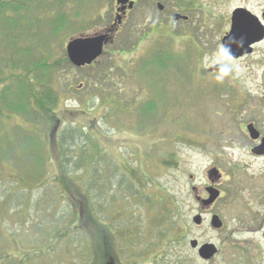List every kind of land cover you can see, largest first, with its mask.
<instances>
[{
  "label": "rangeland",
  "instance_id": "rangeland-1",
  "mask_svg": "<svg viewBox=\"0 0 264 264\" xmlns=\"http://www.w3.org/2000/svg\"><path fill=\"white\" fill-rule=\"evenodd\" d=\"M155 1L164 5V12L151 2L140 3L98 62L91 68L81 69L65 61L67 44L79 36L109 33L106 28L114 18V0H18L21 11L0 13V81L17 74L18 70L12 66L22 69L27 63L39 62L57 65L49 81L58 95L56 132L75 129L77 134L83 133L82 138L75 140L79 146L90 144L96 138L112 158L110 165L100 168L104 170L102 173H95L101 190L94 194L100 203H112L107 218L113 212L116 217V212L121 215L123 209H130L134 218L152 221L157 227L153 229L155 235L161 228L168 229L169 222L158 224L153 222V216H160L164 208L167 212L175 210L176 220L169 219L173 228L170 237H175L181 229L183 241L170 244L171 264L178 259L186 264H264L263 235L245 233L237 220L249 200L257 211H263L259 204L261 195L258 198L252 187L254 176L259 180L264 171V159L254 160L239 147L234 157L236 165L242 166L230 169L232 152L225 144L233 138L227 133V125L231 110L240 106L242 98L221 99L214 95V73L209 71L214 66V21L217 20L214 11L225 16L223 12L238 1L227 7L220 5V0ZM174 14L186 16L189 21L176 22L172 19ZM59 18H65L67 25L54 36L53 25ZM15 82L0 83V96L8 84L12 88L11 97H16ZM256 84L255 78L246 79L245 87L256 90ZM150 100L155 103L156 111H147L144 115L146 110L140 109L147 108ZM2 109L5 114H0V146H3L0 150V252L12 257L0 264H24L31 257L29 264H99L96 257H88L91 242L81 228L74 234L65 231L72 213L70 208L66 211L64 200L52 185L56 179L29 193L22 187L16 188L12 175L25 168L27 172L29 168H14V149L22 146L25 151L26 142L21 136L27 128L35 132L36 142L44 139L45 130L42 123L35 127L13 115L14 112L8 114V109ZM250 109L243 105L237 113L244 114ZM139 126L143 130L149 128L150 132L137 133L134 129ZM128 127H133L132 134L126 131ZM155 144L160 146L154 150ZM239 144L244 145L241 140ZM147 152L155 159L141 167L137 164L138 155L146 157ZM74 154L71 150L67 152L69 157ZM16 156L24 165L32 153L25 151ZM128 159L139 166L140 180L135 183L127 180V184L123 170H117L112 163L117 165ZM216 166L225 173L229 169L228 182L221 185L225 196L210 211L223 222L222 230L218 231L211 228L210 214L203 215V207L197 201V197L206 196L209 172ZM111 182L113 191L118 193L117 204L113 201L115 196L110 195L111 189H107ZM64 185L68 195L74 198L71 200L78 199L82 206L83 200L76 189ZM77 211L80 220L76 223L85 228L83 215ZM198 215L204 219L200 226L193 223ZM119 222L122 223L117 219L116 223ZM192 240L199 246L213 244L219 254L210 261L202 260L198 251L192 249ZM257 250L260 254L256 259Z\"/></svg>",
  "mask_w": 264,
  "mask_h": 264
},
{
  "label": "trees",
  "instance_id": "trees-1",
  "mask_svg": "<svg viewBox=\"0 0 264 264\" xmlns=\"http://www.w3.org/2000/svg\"><path fill=\"white\" fill-rule=\"evenodd\" d=\"M21 10L22 4H20L18 0H0V13L6 11L18 12ZM66 25L67 20L65 18H59L58 23L53 25L52 34L54 36L57 35L58 31H60ZM67 60L68 58H65L66 62ZM68 64H71L69 60ZM12 69L18 70L17 74L12 73L9 75L10 77L8 76V78H4L2 81H0V83L3 81H16L14 84L17 85V96H14L13 98L11 97L10 93L12 88L7 84L5 86V90L0 96V114L3 116L5 113L3 112L2 108H6L9 111L8 114L14 112L13 115H17L21 120L24 119L26 122L29 121L28 123L35 125V127L40 126L36 124L42 123L45 130L44 139L42 141L36 142L34 137L35 132L32 131L33 129L27 128V130H25L26 133H23L21 136V138H24L26 142V153H32V158L28 160V163L24 162V165H22V163H20V158H17L18 156H16L19 153H25L22 146L18 148L16 147L14 149L16 154L14 156L15 160H12V162L15 164L14 168H21V166L22 168L28 166L29 168L27 172V168H25L17 175H12V177H15L17 183L16 188L22 187L26 189L25 191L27 193H29V191H32L34 188L49 185L52 178L56 179L57 181H55V184L53 182L52 185L57 187L59 196L64 200V204L66 205V211H69L70 208L72 213L70 222L65 226V231H69L70 234H74L78 228H81V230H83L89 236L88 238L91 242L88 257H96L95 260H98L99 264H116V242L115 235L114 233H111V229L115 228L117 219H120L122 223H124L126 219L129 220V216L130 218L135 216H133L134 213L130 209H123V214L120 215L116 212L115 217L113 212L111 215L114 216L108 215L109 218H107V210L112 206V203L105 202L102 204L98 200L96 193L94 194V191L100 193L101 190L99 188L100 185H97L98 183L95 179V173H102L104 170L102 168L100 171V168L102 166L110 165L112 158L109 156L107 151L104 150L102 144L96 138H93L90 144L86 142V144L83 143V146H79L78 142L75 140H77V137L82 138L84 135L83 133L77 134V130L75 129H61L60 132H56L57 125L55 126L54 124L55 122H57V124L59 122L57 117L59 113L57 111L58 95L56 94L54 88H52L50 85L49 81H52V76L57 71V65L46 62L31 63L30 65L27 63L25 68L18 69L16 66H12ZM132 74L133 73L131 72V77H134ZM140 110L143 112L146 110L144 113L141 112V114L143 113L144 115L148 113L147 111H156L155 103L150 100L147 103V108H141ZM152 126H154V124H152ZM132 130L133 127H128V129H126V131L130 134H132ZM134 130L137 133L143 135L147 132H150L149 128L143 130V128L141 129V126ZM47 138L51 139V145L48 144ZM72 140L74 141L73 144H71ZM158 146L160 145L155 144L153 147L154 150L159 148ZM0 150H3V146H0ZM70 150L75 152L73 157H69V155H67V152ZM141 150L140 153L143 154L144 151ZM165 158L163 161H166L168 156ZM154 159L155 156L147 152L146 157L138 155L139 162L137 161V164L143 167L144 163H151L154 161ZM118 163L120 165H116V163H112V165L116 166L117 170H123L127 184V180H130L132 183H135L136 180H140L137 171L139 166H136L130 162L129 159L125 163ZM55 168L57 170L56 172H54ZM24 173L25 176H23ZM90 174L91 177L89 176ZM100 179H102V181H106L101 176ZM64 184L72 185L76 189V193L80 195L81 199L83 200L81 201L82 206H80L78 199H75L76 201L71 200V198H74L68 195L66 186ZM122 187L125 191L129 192L127 187L124 185H122ZM113 188L115 187L111 182L107 189H111L110 195L115 196L113 201L116 200L117 204L119 202V199L117 198L118 193L113 191ZM104 189V192L107 195L109 191L106 189V186ZM104 192H102L101 195H103ZM0 198L2 199V197ZM127 200L128 199H126V201ZM7 204L8 203L6 201L5 205L7 206ZM77 209L80 210L81 214L83 215L84 223L86 224L85 228L76 223L78 220H80ZM174 211L175 210L171 209L167 212V210L164 208L160 216H153V222H160V224H164L163 222H166L165 224H167V222H169L168 226L171 228H166V235L170 244L174 242L180 243L183 241L181 236V232L183 230L181 229L176 233L175 237L172 235L170 237L173 228L169 219L174 218ZM158 217L159 219H157ZM107 220L109 221L108 223ZM151 222L152 221H149V223ZM151 225L154 229H157L154 224L151 223ZM10 257H12L11 254H3L0 252V262ZM31 259L32 257L30 260H26L28 263L25 261L26 263L24 262V264H29L30 261H32ZM174 264L186 263L183 261L180 262L178 259Z\"/></svg>",
  "mask_w": 264,
  "mask_h": 264
},
{
  "label": "flooded vegetation",
  "instance_id": "flooded-vegetation-1",
  "mask_svg": "<svg viewBox=\"0 0 264 264\" xmlns=\"http://www.w3.org/2000/svg\"><path fill=\"white\" fill-rule=\"evenodd\" d=\"M145 1L156 4L160 12L165 11L164 5L159 4L155 0H131L133 3L132 8H129V3L125 6L118 5L117 1L114 0L115 13L113 21L106 28L107 31L111 32L109 33L110 40L105 46V49L111 43L112 38L117 37L122 32L130 14L138 8L140 3ZM220 1V5L227 7L235 0ZM236 1H238V4L230 7L225 12L221 11L224 14L226 13L225 16L214 11L215 18L217 19L214 21V72H212V74L214 73V95L221 99L228 98L235 100L236 98H242L240 106L231 110L227 125V133L229 136L232 134L231 136L233 138L231 142L225 144L226 149L232 152L230 154V169H238L242 166L241 164L236 165L234 157V153L239 147H243V150L254 160L264 159V0ZM158 5H162L163 9L160 10ZM123 7L126 8L125 11L118 12V9H122ZM236 12L239 13V17L235 19L234 27V16ZM118 17L122 18L121 24L117 21ZM188 21L183 22L187 23ZM233 29L239 33L232 35L234 33ZM226 39L229 40V46L234 47L231 49V61L239 68L238 72L240 75L235 69L227 75L224 73V69L229 67V64L220 56V50L224 47V41ZM250 78L256 79L258 89H246V79ZM243 105L247 106V109H251L247 113L245 111L244 114L237 113ZM240 140L244 145L239 144ZM214 169L219 173L212 179H208L210 186L207 188L213 187L220 191V197L211 207H201L202 214H210L211 217L214 214L210 213V211L225 196L221 185L228 182L226 181V176L229 172V169L226 173L223 172V168L221 169L220 166H216ZM253 180L255 183L252 188L255 194H259L258 198L261 195L259 198L261 202L259 204L263 211H257L253 206V202L249 200V202L245 203L247 205L244 207L243 214L237 217V220H239L242 228H244L245 233L251 236L262 234L263 239H260L264 240V171L260 174L259 180L256 178V175ZM208 197L206 193V196L198 198L205 200ZM120 223H116L113 229L116 242V264H171L169 261L171 252L170 242L166 235V228H161V231L155 236L153 234L154 228L148 219L130 218L129 216V220L126 219L124 223ZM247 248L248 250L251 249L250 242L247 243ZM218 254L219 250L217 249V254L214 258ZM257 254H260L259 250L254 255L256 259ZM250 256V262H252L253 256Z\"/></svg>",
  "mask_w": 264,
  "mask_h": 264
},
{
  "label": "water",
  "instance_id": "water-1",
  "mask_svg": "<svg viewBox=\"0 0 264 264\" xmlns=\"http://www.w3.org/2000/svg\"><path fill=\"white\" fill-rule=\"evenodd\" d=\"M118 5H126L130 4L129 8L133 7V3L131 0H116ZM160 10L163 9L162 5H158ZM125 7L122 9H118V12H124ZM239 17V13L236 12L234 16V27H235V19ZM174 21L178 22L180 20L188 21V17L181 16L180 14H176L172 18ZM119 24L122 23V18L118 17ZM232 35H236L239 32H235ZM109 33L111 31H108ZM109 33L107 34H98L90 37H78L71 39L66 47L67 58L69 62L75 66L76 68H85L90 67L96 61H98L104 54V48L110 40ZM229 40L226 39L224 41V47H229L230 49L234 48L233 46H229ZM210 72H214V66L209 70ZM218 171L216 169H212L209 172V179H212L214 176L218 175ZM207 193L209 195L208 199L202 200L198 198V202L201 203L202 207H211L220 197V191L215 188H207ZM193 223L197 226H200L203 223V218L201 215L196 216L193 219ZM211 226L214 230H221L223 227V222L220 220L218 215H214L211 217ZM192 249H198V255L201 259L209 261L217 254V248L213 244H205L199 247V244L196 240H192L190 242ZM199 247V248H198Z\"/></svg>",
  "mask_w": 264,
  "mask_h": 264
},
{
  "label": "clouds",
  "instance_id": "clouds-1",
  "mask_svg": "<svg viewBox=\"0 0 264 264\" xmlns=\"http://www.w3.org/2000/svg\"><path fill=\"white\" fill-rule=\"evenodd\" d=\"M220 56L223 58L224 61H226L229 64V67H226L224 69L225 75H227L232 70H237L238 68L236 65L231 61V49L229 47H223L220 50Z\"/></svg>",
  "mask_w": 264,
  "mask_h": 264
}]
</instances>
